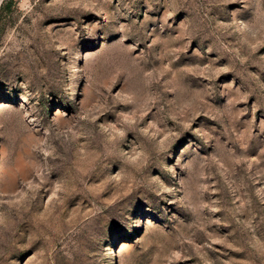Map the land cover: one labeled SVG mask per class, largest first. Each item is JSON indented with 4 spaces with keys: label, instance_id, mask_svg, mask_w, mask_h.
Listing matches in <instances>:
<instances>
[{
    "label": "rangeland",
    "instance_id": "obj_1",
    "mask_svg": "<svg viewBox=\"0 0 264 264\" xmlns=\"http://www.w3.org/2000/svg\"><path fill=\"white\" fill-rule=\"evenodd\" d=\"M0 264H264V0L0 8Z\"/></svg>",
    "mask_w": 264,
    "mask_h": 264
},
{
    "label": "trees",
    "instance_id": "obj_2",
    "mask_svg": "<svg viewBox=\"0 0 264 264\" xmlns=\"http://www.w3.org/2000/svg\"><path fill=\"white\" fill-rule=\"evenodd\" d=\"M9 1H10V0H9ZM9 1H8V2H6V4H5L4 6H3V5H1V6H0V8H3V9H4V8H6V7L8 6V4H9Z\"/></svg>",
    "mask_w": 264,
    "mask_h": 264
}]
</instances>
